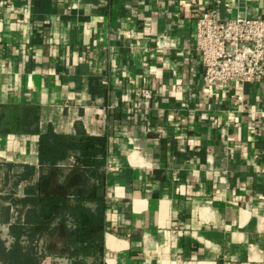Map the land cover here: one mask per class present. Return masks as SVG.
I'll use <instances>...</instances> for the list:
<instances>
[{"label":"crops","instance_id":"obj_1","mask_svg":"<svg viewBox=\"0 0 264 264\" xmlns=\"http://www.w3.org/2000/svg\"><path fill=\"white\" fill-rule=\"evenodd\" d=\"M210 8L264 18V0H0V229L37 205L40 134L83 132L105 149L102 264H264V79L204 80Z\"/></svg>","mask_w":264,"mask_h":264},{"label":"trees","instance_id":"obj_2","mask_svg":"<svg viewBox=\"0 0 264 264\" xmlns=\"http://www.w3.org/2000/svg\"><path fill=\"white\" fill-rule=\"evenodd\" d=\"M69 154L72 162L64 167L60 162ZM38 156L45 171L37 181V205L27 210L23 224L10 225L13 243L7 246L0 239V264H40L49 255H66L71 264H87L85 258L94 257V264H102L103 140L83 132L60 135L49 128L39 136ZM21 235L28 244L20 243Z\"/></svg>","mask_w":264,"mask_h":264},{"label":"built area","instance_id":"obj_3","mask_svg":"<svg viewBox=\"0 0 264 264\" xmlns=\"http://www.w3.org/2000/svg\"><path fill=\"white\" fill-rule=\"evenodd\" d=\"M194 46L199 52L204 80L251 82L264 79V18L221 17L216 8L196 17ZM146 97L150 96L145 91Z\"/></svg>","mask_w":264,"mask_h":264},{"label":"rangeland","instance_id":"obj_4","mask_svg":"<svg viewBox=\"0 0 264 264\" xmlns=\"http://www.w3.org/2000/svg\"><path fill=\"white\" fill-rule=\"evenodd\" d=\"M0 239H2L5 243V245L9 246L14 241V236L10 233V231H4L0 229ZM28 239L25 235H21L20 237V243L23 245L28 244ZM42 243L41 240H39L38 244L40 245ZM52 257V260L54 264H71V258H69L66 255H49ZM87 259V264H94L96 263V259L93 257L91 258H85ZM98 261V260H97Z\"/></svg>","mask_w":264,"mask_h":264}]
</instances>
